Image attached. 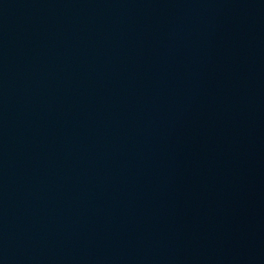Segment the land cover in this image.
Segmentation results:
<instances>
[{
    "label": "water",
    "instance_id": "obj_1",
    "mask_svg": "<svg viewBox=\"0 0 264 264\" xmlns=\"http://www.w3.org/2000/svg\"><path fill=\"white\" fill-rule=\"evenodd\" d=\"M0 264H264V0H0Z\"/></svg>",
    "mask_w": 264,
    "mask_h": 264
}]
</instances>
